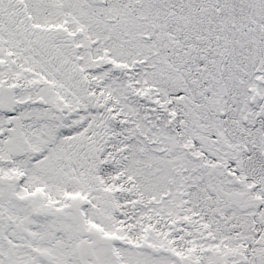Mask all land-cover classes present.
Returning a JSON list of instances; mask_svg holds the SVG:
<instances>
[{
  "label": "bare ground",
  "instance_id": "bare-ground-1",
  "mask_svg": "<svg viewBox=\"0 0 264 264\" xmlns=\"http://www.w3.org/2000/svg\"><path fill=\"white\" fill-rule=\"evenodd\" d=\"M12 136L77 173L0 158V264H264L209 218L264 217V0H0Z\"/></svg>",
  "mask_w": 264,
  "mask_h": 264
},
{
  "label": "water",
  "instance_id": "water-1",
  "mask_svg": "<svg viewBox=\"0 0 264 264\" xmlns=\"http://www.w3.org/2000/svg\"><path fill=\"white\" fill-rule=\"evenodd\" d=\"M33 54L36 56L39 53V51H35L33 52ZM33 56V57H35ZM6 96L10 97V93H7ZM10 105V102L7 103V106ZM20 138H21V131L19 133ZM5 145L4 148H0V158L1 160H3V163L6 164H16L18 163L19 165H21V167H28L30 168V172L31 173L34 169L39 170L40 169V165H42V163L44 162H49L51 161V163L46 164L48 166H50L49 168H47L48 173H77L72 171L71 168H67L69 166L61 164V161L63 160H71V156L70 153L68 152H59V151H54V154L50 153L46 155V159L40 157L39 160H35V158H32L31 156H27V154H25L23 156V152L29 151L27 150L26 147H28L29 145H24L23 143H21L20 139L18 141L15 140L14 136L11 137L9 142H4L2 141ZM22 145H20V144ZM21 146L23 147L21 149ZM152 147H149V149L147 151H145L144 155H139L137 152H135L133 149L131 151L132 153V158L127 161L130 162L133 160V162L129 165V167H132L140 158H149L151 159V157H153V160H158L161 158L159 152L156 151V149H151ZM49 150L45 151V153H49ZM23 157V158H22ZM22 158V159H21ZM83 159V158H82ZM73 161V160H72ZM28 162H30L32 165H28ZM67 163L69 164L70 161H67ZM18 164H16L15 166H18ZM168 163L165 164L163 167H161L158 171H151L150 173H163L168 171L167 167H168ZM219 166H223L222 164H217L215 167H212L211 169H217ZM110 170H116V165L114 167H112ZM94 173H96V170L93 169ZM225 173H227V183L230 184H243L244 182H236L237 180L234 178V176H230L229 173L225 170ZM235 180V181H233ZM243 186V185H242ZM200 187H198L199 189ZM101 190H103L101 188ZM111 198V197H110ZM112 199V198H111ZM114 200V199H112ZM197 204H199L198 201H196ZM248 207H254L255 208V204L254 202H249L248 203ZM221 214L222 216L219 219H215L212 215L209 216L211 223H210V227H211V231L214 235H227V241L228 238H230L231 242H232V249L235 252V254H233L236 258L237 257H242L244 256V250L237 246L235 244V241L237 239H241L242 241H244V244L248 247L250 246L254 253L257 252V247L259 246L260 243H262L264 245V228L258 230V225L260 222H264L263 220V215L262 214H258L261 213L260 211H257V213H255V218L256 221H249V222H242L233 212V209L228 208L227 206H225L224 204H220L219 206L217 205L216 208ZM116 210V208L114 209V211ZM263 213V211H262ZM112 215V214H111ZM263 217V218H262ZM242 228L245 232H239L238 229ZM243 233V235H242ZM260 236V237H258ZM258 238H261V241L258 240ZM6 248H3V250H5ZM243 254V256H242ZM263 261H264V256L260 257ZM15 263H19V264H29L30 261H28L27 257L24 254L21 253H15V259H14ZM58 262V260H57ZM56 264H60L59 262ZM243 263V262H242ZM241 263V264H242ZM222 264V263H220ZM227 264V263H225Z\"/></svg>",
  "mask_w": 264,
  "mask_h": 264
}]
</instances>
